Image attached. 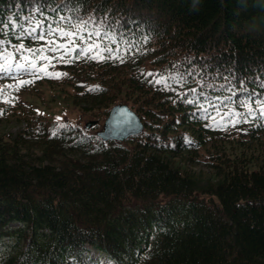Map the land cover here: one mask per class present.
Returning a JSON list of instances; mask_svg holds the SVG:
<instances>
[{
  "label": "trees",
  "instance_id": "1",
  "mask_svg": "<svg viewBox=\"0 0 264 264\" xmlns=\"http://www.w3.org/2000/svg\"><path fill=\"white\" fill-rule=\"evenodd\" d=\"M81 24L74 44L49 32ZM5 56L25 71L0 73V126L18 128L0 139V264H100L87 244L113 264H264V0H0ZM43 86L98 124L59 126L29 98ZM120 103L144 130L105 142Z\"/></svg>",
  "mask_w": 264,
  "mask_h": 264
},
{
  "label": "rangeland",
  "instance_id": "2",
  "mask_svg": "<svg viewBox=\"0 0 264 264\" xmlns=\"http://www.w3.org/2000/svg\"><path fill=\"white\" fill-rule=\"evenodd\" d=\"M67 87L61 86H43L39 88L38 92L34 94H30V100L33 102L34 106L39 110L43 107L47 111V115H49L50 119L58 118L61 123L66 121L73 120L75 121L74 124H82L83 122H89L91 119L85 114H82L81 110L75 107L72 103L71 95L66 93ZM41 96V97H40ZM13 123L3 124L0 126V139L2 137H7L11 133H15ZM16 131V130H15ZM256 148V147H255ZM259 153L256 155L262 157L264 160V138L262 139V144H259ZM238 149L234 150L237 151ZM248 153V152H246ZM251 153V151H250ZM191 165V166H190ZM189 170L199 172L205 179L201 186H204L207 182V178L212 177L213 171L209 168L205 163L201 164H189ZM101 263L102 264H112V262L105 256L101 255Z\"/></svg>",
  "mask_w": 264,
  "mask_h": 264
},
{
  "label": "snow or ice",
  "instance_id": "3",
  "mask_svg": "<svg viewBox=\"0 0 264 264\" xmlns=\"http://www.w3.org/2000/svg\"><path fill=\"white\" fill-rule=\"evenodd\" d=\"M61 20H64L65 18L64 17H60ZM83 23H87V22H83ZM41 25H37V27H40ZM77 28V31H65L64 29L62 28H59L57 27V29L53 30L51 28H49V32L52 33V34H55L56 32L59 33V35L62 37V38H69V41L70 43H75V41H72L71 38L72 37H75L77 35V32L80 30L81 27H83V24L81 25H77L75 26ZM33 32L35 31V29L32 30ZM32 33H29V35H31ZM91 33H89V38L91 37ZM95 35L97 37H100V33L99 32H96ZM37 39L43 41L45 40V36L43 34L39 35L38 37H36ZM81 39L83 40L84 37H81ZM49 43L51 44H55V41H50ZM25 46L23 44H20L18 45V48L17 50H20V49H24ZM58 49H63L65 50L66 52L68 53H71L72 51H74L73 48L69 47V45L67 44H61V45H58L56 47H53L51 50L52 51H57ZM28 51H32V49H27ZM94 50H97L96 51V55L92 57V59H101L103 60L104 59V56H102L100 53L103 52V51H107L109 53H111L112 49L110 48H106V49H101L100 48V45L93 42V43H89L87 45V48L85 49H81L80 51L83 53V54H87L88 52H92ZM39 51H43V50H39ZM25 61H28L29 62V66L30 68L32 69L33 71V74H37V73H40V72H44L45 71V68L44 67H39L37 66V64L35 62H32V61H29V57H24ZM40 59H46L45 57L41 56ZM3 60L5 61L4 63H0V72H8L11 70L12 68V59L9 57V56H5L3 57ZM18 68L20 69H24V65L23 64H19L17 65ZM57 78H59L62 74L60 73H56L55 74ZM63 75H66V74H63ZM149 75H151V73H149ZM157 83H161L163 82V80H158L156 81ZM28 83H31V81H23L21 80L20 81V84L21 85H25V84H28ZM193 91H195L193 89ZM2 90H0V95H2ZM189 103H191V101H189ZM243 104V102H241ZM262 106H264V101L262 102H259ZM237 121H233V124H235Z\"/></svg>",
  "mask_w": 264,
  "mask_h": 264
},
{
  "label": "water",
  "instance_id": "4",
  "mask_svg": "<svg viewBox=\"0 0 264 264\" xmlns=\"http://www.w3.org/2000/svg\"><path fill=\"white\" fill-rule=\"evenodd\" d=\"M92 122L88 123L90 127ZM143 130V124L137 114L126 104L116 105L111 109L102 130L98 135L104 140L124 141Z\"/></svg>",
  "mask_w": 264,
  "mask_h": 264
}]
</instances>
